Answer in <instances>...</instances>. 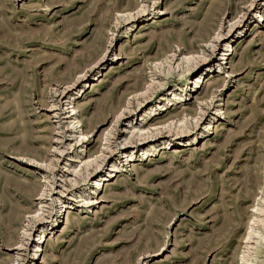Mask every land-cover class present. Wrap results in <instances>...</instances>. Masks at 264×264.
I'll return each instance as SVG.
<instances>
[{"label": "rangeland", "instance_id": "rangeland-1", "mask_svg": "<svg viewBox=\"0 0 264 264\" xmlns=\"http://www.w3.org/2000/svg\"><path fill=\"white\" fill-rule=\"evenodd\" d=\"M244 259L264 0H0V264Z\"/></svg>", "mask_w": 264, "mask_h": 264}, {"label": "bare ground", "instance_id": "bare-ground-1", "mask_svg": "<svg viewBox=\"0 0 264 264\" xmlns=\"http://www.w3.org/2000/svg\"><path fill=\"white\" fill-rule=\"evenodd\" d=\"M216 81V80H215ZM212 84V83H211ZM214 84V83H213ZM124 117H126V116H124ZM123 117V118H124ZM162 135V134H161ZM159 137H161V136H159ZM116 169V166L113 168V171ZM257 233V232H256ZM39 240V239H38ZM244 264H249V261L247 262V259H244Z\"/></svg>", "mask_w": 264, "mask_h": 264}]
</instances>
